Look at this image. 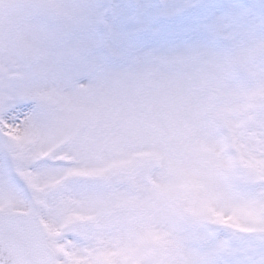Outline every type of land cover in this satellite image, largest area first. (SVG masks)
I'll return each instance as SVG.
<instances>
[{"label": "snow or ice", "instance_id": "1", "mask_svg": "<svg viewBox=\"0 0 264 264\" xmlns=\"http://www.w3.org/2000/svg\"><path fill=\"white\" fill-rule=\"evenodd\" d=\"M0 264H264V0H0Z\"/></svg>", "mask_w": 264, "mask_h": 264}]
</instances>
